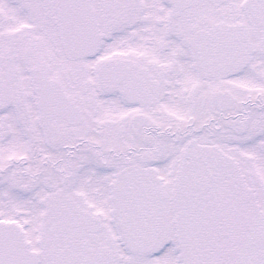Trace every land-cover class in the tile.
<instances>
[{
    "label": "flooded vegetation",
    "instance_id": "obj_1",
    "mask_svg": "<svg viewBox=\"0 0 264 264\" xmlns=\"http://www.w3.org/2000/svg\"><path fill=\"white\" fill-rule=\"evenodd\" d=\"M30 262L264 264V0H0V264Z\"/></svg>",
    "mask_w": 264,
    "mask_h": 264
},
{
    "label": "water",
    "instance_id": "obj_2",
    "mask_svg": "<svg viewBox=\"0 0 264 264\" xmlns=\"http://www.w3.org/2000/svg\"><path fill=\"white\" fill-rule=\"evenodd\" d=\"M168 1H171L173 2L177 8H183V7H186V6H189V5H194L198 2H200L201 0H168ZM17 231H14V233L16 234ZM15 238L17 240H19L16 236ZM29 254V258H31V255H33L32 253H28ZM33 258V256H32ZM30 264H33L32 262H30Z\"/></svg>",
    "mask_w": 264,
    "mask_h": 264
},
{
    "label": "rangeland",
    "instance_id": "obj_3",
    "mask_svg": "<svg viewBox=\"0 0 264 264\" xmlns=\"http://www.w3.org/2000/svg\"><path fill=\"white\" fill-rule=\"evenodd\" d=\"M183 229L181 225H173L172 226V232L174 233V239H176V235H180L182 233ZM176 234V235H175ZM173 243L180 244V240H172Z\"/></svg>",
    "mask_w": 264,
    "mask_h": 264
}]
</instances>
